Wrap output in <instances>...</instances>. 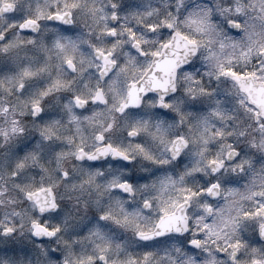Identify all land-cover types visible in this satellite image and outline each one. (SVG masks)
Instances as JSON below:
<instances>
[{
	"label": "clouds",
	"instance_id": "obj_1",
	"mask_svg": "<svg viewBox=\"0 0 264 264\" xmlns=\"http://www.w3.org/2000/svg\"><path fill=\"white\" fill-rule=\"evenodd\" d=\"M0 264H264V0H0Z\"/></svg>",
	"mask_w": 264,
	"mask_h": 264
}]
</instances>
